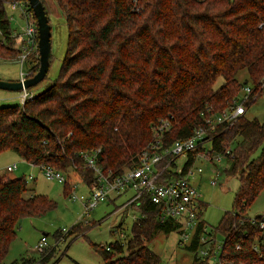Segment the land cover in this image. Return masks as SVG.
I'll return each instance as SVG.
<instances>
[{
  "label": "trees",
  "instance_id": "trees-1",
  "mask_svg": "<svg viewBox=\"0 0 264 264\" xmlns=\"http://www.w3.org/2000/svg\"><path fill=\"white\" fill-rule=\"evenodd\" d=\"M8 1L0 0V58L17 60ZM56 2L65 14L68 38L59 75L23 104L0 106V152L12 150L25 162L47 164L65 175L70 168L86 186L96 177L81 152L99 148L96 164L113 174L133 168L151 139V125L169 119L164 145L186 138L206 117L232 104L243 85L257 82L264 73V0ZM26 62L27 76L34 75L38 57L31 54ZM240 69L247 72L244 83L236 79ZM219 79L222 84L215 88ZM217 132L209 151L225 155L223 171L238 180L233 209L224 211L213 227L223 236L218 260L264 264V230L258 224L262 215L247 214L264 188V120L243 114ZM189 156L184 168L194 162ZM67 179L65 194L73 188ZM27 189L24 176L0 175V264L18 220L54 207L43 194L25 197ZM138 203L143 216L132 222L127 242L114 240L105 244L108 249L92 243L103 264H160L146 243L157 231L176 230L178 222L159 223L147 196ZM203 206L201 202L200 217ZM201 218L192 241L184 245L192 251L205 225ZM76 225L68 235L85 236L92 226L75 231ZM53 254L54 247L45 248L39 257L29 255L10 264H44ZM194 259L196 264L197 256Z\"/></svg>",
  "mask_w": 264,
  "mask_h": 264
},
{
  "label": "rangeland",
  "instance_id": "rangeland-1",
  "mask_svg": "<svg viewBox=\"0 0 264 264\" xmlns=\"http://www.w3.org/2000/svg\"><path fill=\"white\" fill-rule=\"evenodd\" d=\"M42 2L46 8L51 28V61L46 76L37 85L29 88L32 94L44 90L52 80L58 77L60 64L66 54L68 39L65 14L59 8L56 0H42ZM6 9L12 30L21 32L24 20L20 17L19 10L11 9L8 4H6ZM19 59L20 57L17 60L0 58V79L17 80L20 78L21 72L28 71L27 62L21 63L18 61ZM236 79L243 83L246 82L248 80L246 69H240L236 74ZM222 81L223 79H219L215 88H218ZM20 92L0 89V106L20 103ZM246 109L247 118H257L259 121H263L264 94L260 95ZM235 144L236 141L228 144L229 149H232ZM13 162H16L17 166L13 170L7 171L6 166ZM183 162L184 160L179 158L178 166H181ZM227 163V158L217 162L215 159L206 160L198 157L191 166L195 173L189 178V181L193 187H196L199 200L204 203L201 217L205 220L206 232H211L213 227L218 225L224 211L233 209L232 198L238 187V180L237 176L228 175L223 171ZM197 168H200L201 172L196 171ZM65 172L69 176L68 179L65 173L63 175L74 187L73 192L77 196L87 197L88 187L79 176L70 168H67ZM3 174L8 177L24 176L26 178L28 189L24 194L25 197L30 194H43L54 202V207L44 211L43 214L28 215L18 220L14 238L2 260L3 264H10L14 260L29 255L39 257L41 251L51 247H54V254L44 264H103L101 255L92 247V243L103 246L114 240L127 242L131 235L130 228L134 221L132 214L134 212L138 214L139 210L130 206L123 208L119 206L130 195V191L120 194L112 201H100L95 207L86 211L82 200L71 198L73 192L65 194L63 182L48 179L40 173L36 165L22 161L12 150L0 152V175ZM29 174L35 178L31 179L27 176ZM212 176H215L214 183H211ZM262 213H264V188L256 195L253 203L247 209V214L252 217ZM89 221L91 222L86 224ZM75 224H77L74 228L75 231L92 226L85 232V236L68 235L69 230ZM55 232H60L58 237L55 236ZM42 236H46V244L41 250L36 249ZM180 238V233L177 230L168 233L157 231L146 245L160 257V264H195L194 258L200 255L201 249L211 250V245L205 244L196 251H192L180 243ZM222 239V234L215 232V252L204 259H198L196 264H207V262L208 264H217L220 251L218 245L220 246Z\"/></svg>",
  "mask_w": 264,
  "mask_h": 264
},
{
  "label": "built area",
  "instance_id": "built-area-1",
  "mask_svg": "<svg viewBox=\"0 0 264 264\" xmlns=\"http://www.w3.org/2000/svg\"><path fill=\"white\" fill-rule=\"evenodd\" d=\"M7 4L11 9H18L20 17L24 20L22 31L13 32L16 45L19 48L20 59L18 61L21 63L27 61L31 54L39 59L37 24L29 13L25 1L9 0ZM25 76H27V72H21L20 79ZM262 94H264V73L257 82L243 85L232 104L223 108V111L206 117L190 136L172 140L167 145H164L163 139L170 129V122L168 118H162L150 126L151 139L147 146L138 153L137 164L133 168L124 169L118 174H113L109 169L102 170L96 164L99 148L81 152L80 156L85 160L86 165L92 169L96 178L87 186L89 190L87 197L77 196L73 192V187L71 198L82 200L85 210L88 211L95 207L98 202L117 197L128 191H130V195L119 205L122 208L127 206L136 208V205H139L138 200L147 196L148 201L155 204L158 222L165 223L168 219L176 220L178 222L176 230L181 236L180 243L189 244L202 218L198 215L201 210L199 193L189 181V178L195 173L191 169L194 162L184 168L185 163L189 159V155L194 156V160L201 157L206 160L215 159L217 162L226 158L225 155L215 151L209 154L212 142L218 135L217 128L223 125L225 127L231 126L240 115L246 112L247 105ZM32 96V92L24 88L20 92V103L23 104ZM179 158L184 160L181 166H178ZM36 166L40 173L48 179L64 182L65 175L61 171L55 170L47 164ZM15 167L16 165L13 163L6 168L7 171H11ZM196 171L201 172V169L197 168ZM214 182L215 176H212L211 183ZM142 216L140 212L132 214L133 219ZM258 224L264 230V215L259 219ZM214 242L215 232L212 230L206 232V225H204L198 237L199 246L197 249L202 245L210 244L211 250L201 249L197 258L204 259L213 254L215 252ZM45 244L46 236H42L36 245V249L41 250ZM104 247L109 248L108 245ZM218 248L221 247L218 245ZM217 262L220 264L219 260Z\"/></svg>",
  "mask_w": 264,
  "mask_h": 264
},
{
  "label": "water",
  "instance_id": "water-1",
  "mask_svg": "<svg viewBox=\"0 0 264 264\" xmlns=\"http://www.w3.org/2000/svg\"><path fill=\"white\" fill-rule=\"evenodd\" d=\"M30 8L33 10L37 24V39H38V54L39 66L38 71L32 76H25L23 79L17 80H2L0 79V89L21 91L24 88L29 89L35 86L42 80L47 72L49 61L51 58V28L48 23L46 9L41 0H27Z\"/></svg>",
  "mask_w": 264,
  "mask_h": 264
},
{
  "label": "crops",
  "instance_id": "crops-1",
  "mask_svg": "<svg viewBox=\"0 0 264 264\" xmlns=\"http://www.w3.org/2000/svg\"><path fill=\"white\" fill-rule=\"evenodd\" d=\"M245 114V113H244ZM211 153H212V151H210ZM19 157V156H18ZM20 158V157H19ZM21 159V158H20ZM22 160V159H21ZM23 161V160H22ZM27 162V161H26ZM13 163H15V165L17 166V164H16V162H13ZM12 163V164H13ZM7 166H9V165H7ZM6 166V167H7ZM6 170H7V168H5ZM13 170V169H12ZM4 175V174H3ZM4 176H6V175H4ZM28 177H30L31 179H33V178H35V176H33L32 174H29V175H27ZM6 177H8V176H6ZM113 198H115V197H113ZM113 198H111V199H113ZM108 200V199H107ZM256 215H264V213H262V214H256ZM249 216V215H248ZM252 217V216H251ZM254 217H256V216H254ZM206 225V224H205ZM212 231H213V229H212Z\"/></svg>",
  "mask_w": 264,
  "mask_h": 264
}]
</instances>
